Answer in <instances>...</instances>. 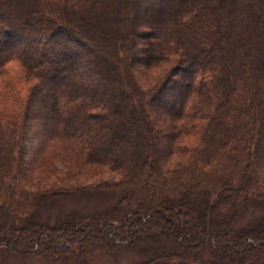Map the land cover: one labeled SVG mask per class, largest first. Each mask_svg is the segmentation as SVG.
I'll list each match as a JSON object with an SVG mask.
<instances>
[{"label":"trees","instance_id":"obj_1","mask_svg":"<svg viewBox=\"0 0 264 264\" xmlns=\"http://www.w3.org/2000/svg\"><path fill=\"white\" fill-rule=\"evenodd\" d=\"M138 1L0 0V264L11 251L87 262L120 249L136 264H264V217L236 225L246 207L264 209V0H154L153 36L140 34ZM110 16L94 55L81 37ZM143 37L153 45L140 58ZM139 63L168 71L150 93ZM173 63L184 80L171 86ZM12 72L15 83L2 81ZM168 86L176 100L155 103ZM100 168L119 179L87 180ZM82 191L118 202L38 219Z\"/></svg>","mask_w":264,"mask_h":264},{"label":"rangeland","instance_id":"obj_2","mask_svg":"<svg viewBox=\"0 0 264 264\" xmlns=\"http://www.w3.org/2000/svg\"><path fill=\"white\" fill-rule=\"evenodd\" d=\"M128 1H131V0H128ZM152 1L154 0H139L138 1L139 6L136 9V13H135V10L132 11L134 15L136 14V18L134 20H137L140 23L141 27L139 29H140V34L142 35L145 34V35L153 36L154 34V31L152 30V28H150L149 25H147L148 21L145 22V20L148 18L146 14H147L148 9L150 8V4ZM165 1H168V0H164V2ZM102 19H106L104 15L102 16ZM132 19L133 17L131 18V20ZM107 20H104L105 21L104 25L100 23L96 24L94 27H92L91 33H88L87 36L81 37L82 41L85 42L87 49H91L94 55L97 54V51L100 48L108 46L107 44H104L102 41L103 36L109 32V28L106 26H108V24L114 25L115 23H117V18H114V16L112 17L110 16L109 21ZM131 20L127 21L128 25H131L132 23ZM167 24L172 25L170 22ZM152 40L153 39L151 37H143L141 39L139 38L137 40V42H139V46L136 47L135 49L133 48L134 55L140 58L146 57L145 54H148V52L146 51H148V49H150V47H152L153 45ZM70 42L72 43V45L78 46L75 42L71 40ZM84 48L85 47H82L79 45V49H81L82 51L84 50ZM84 54L86 56L88 55V53L86 52ZM128 54L129 53L127 52V55ZM80 61L82 63L81 65L84 66L85 64H88L89 60H87L86 57L85 58L80 57ZM143 63L145 62L143 61ZM143 63H139L135 69V71L141 72V73L136 74L138 76V85L139 87H141V90H143L144 93L145 92L150 93L156 87V82H155L156 79L160 76L163 77L164 75H167L166 72L168 71L166 70L165 72H162V71L158 72L157 70H154V71L150 70L152 72L148 73L143 70V67H144ZM175 63H173V65L169 64L170 65L169 68L172 67L171 69H174V72L177 73L176 76H173L172 78L168 79L169 81L173 79V82L168 83L171 86L177 80H184V77H181L182 73L179 70L180 67L175 66L174 65ZM121 71H122V75L124 74L125 76H128L129 68L127 69L125 64L122 65ZM133 73H134V70L130 69V74L132 78H135L134 76L136 75H134ZM15 75L16 74L12 72L9 74V76L3 78L2 81L4 82L11 81L15 83L17 79ZM101 80L103 81L102 78L100 79V81ZM168 87L169 88L167 89L163 97L160 100L156 99L155 103L164 105L166 103L172 102L173 100H176L174 92L172 91V89H170V86ZM45 98H46L45 105L48 106L49 101H48V96L46 95V93H45ZM39 106L40 105H37V107ZM37 112L38 111H36L35 114H37ZM37 129H39V131L42 130L43 132V130H45V127H39ZM263 139H264V136H263ZM99 171L101 172L94 171L93 173H89L90 177L86 176L87 180H91L92 182H94L96 180H100L101 178L104 179V181H108V180L116 181L119 179V177L114 176L107 169L100 168ZM257 174L259 175V177H261V180L264 181V165L258 169ZM83 180H85L84 177H83ZM258 188L263 190V186H260V184L258 185ZM117 202H118V195L112 192L104 191L101 193H95V192L82 191L74 195L73 198L71 199L60 200V201L50 200L49 203H47L46 205L44 204L43 207L40 209L39 214H38V219H40V221L42 222L47 221L52 224H56L60 220L65 221L67 219H70L78 215H100L102 213H106L112 210L114 206L117 204ZM191 213L193 214L194 212H191ZM263 217H264V209H261V208L258 209V208H253V206H248L245 208V210L244 209L242 210L241 217L238 221V224L236 223V225L240 226L239 228L253 227L256 225L257 220ZM214 219H215L214 211L212 210L211 216H210V223H212ZM155 235H156L158 242L164 245V247H165V243L171 244L170 237L167 238L163 234L159 233V231L155 232ZM137 243L139 244V246L148 245L147 242L142 243L140 240H138ZM142 259L144 258L141 255L131 250H128V249H120L119 251H116L115 253H112V254H108V253L98 254L93 259H90L87 262L78 261L75 258L46 259V258H40V257L38 258V257H33V256H24L15 251L8 252L3 256L4 264H136L140 262Z\"/></svg>","mask_w":264,"mask_h":264}]
</instances>
